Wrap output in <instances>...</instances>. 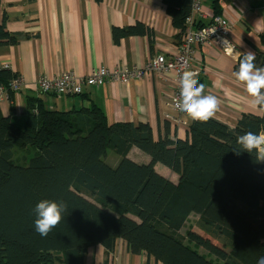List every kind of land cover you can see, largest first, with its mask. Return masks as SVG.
<instances>
[{
  "label": "trees",
  "instance_id": "trees-1",
  "mask_svg": "<svg viewBox=\"0 0 264 264\" xmlns=\"http://www.w3.org/2000/svg\"><path fill=\"white\" fill-rule=\"evenodd\" d=\"M163 3L180 42L193 0ZM154 33L142 22L113 28L116 42ZM17 41L3 19L0 46ZM255 56L264 67V51ZM17 76L0 67L12 111L10 83ZM27 105L22 125L0 113V264H85L89 247L101 244L111 253L118 239L163 264H257L264 256V162L255 152H235L239 135L264 132V108L260 115L243 113L235 127L193 120L182 139L168 131L156 138L147 122L110 123L95 103L63 111L34 96ZM133 147L151 161L129 158ZM14 148L34 154L20 162ZM110 149L119 156L115 165L106 161ZM157 163L179 174L178 183L161 175ZM42 200L67 208L47 237L34 225ZM192 214L199 219L183 233Z\"/></svg>",
  "mask_w": 264,
  "mask_h": 264
},
{
  "label": "crops",
  "instance_id": "crops-1",
  "mask_svg": "<svg viewBox=\"0 0 264 264\" xmlns=\"http://www.w3.org/2000/svg\"><path fill=\"white\" fill-rule=\"evenodd\" d=\"M201 1L204 14L195 17L197 25L208 24L218 12L231 23L235 51H264V0ZM3 19L18 41L0 46V67L9 68L24 81L23 89L15 93L14 111L7 96L0 100L3 116H10L13 122L18 119L22 125L28 116L27 99L35 96L47 107L63 111L95 103L110 123L147 122L156 138L165 136L166 131L171 138L187 137L193 120L171 107L173 87L155 73L127 84L86 86L76 96H50L37 86L39 76L54 77L67 70L85 76L99 66L111 70L118 66L141 68L156 54L170 51L177 44L179 29L173 25L163 0H0V23ZM138 22L151 27L154 37L130 35L115 41L114 27L125 28ZM195 58L203 67L197 77L204 85L203 95H212L219 101L214 118L235 127L243 113L262 114V108L250 106L244 85L235 80L237 61L232 56L218 46L201 45L196 48ZM168 76L172 78L174 74ZM128 156L137 163L151 161L137 147ZM155 168L178 183L179 174L169 167L157 163ZM193 217L199 219L197 214ZM114 256L120 264H163L145 251L132 253L124 239L117 240L111 253L101 244L89 247L85 264H111Z\"/></svg>",
  "mask_w": 264,
  "mask_h": 264
},
{
  "label": "built area",
  "instance_id": "built-area-1",
  "mask_svg": "<svg viewBox=\"0 0 264 264\" xmlns=\"http://www.w3.org/2000/svg\"><path fill=\"white\" fill-rule=\"evenodd\" d=\"M203 14L202 1L193 0L191 14L186 19V30L182 40L177 41V44L170 51L153 56L141 68L118 66L111 70L105 66H99L91 68L85 76H78L74 71L67 70L54 77L39 76L37 86L42 93L50 96H76L82 94L86 86L102 87L114 82L127 84L132 80L141 79L155 73L172 85L173 91L169 104L179 111L176 101L180 96L182 73L192 70L197 72L199 76L203 72L201 63L195 58L196 48L201 45H215L221 48L224 54L231 56L223 48V39H227L235 47L232 40L231 23L222 15L213 14L208 24L199 27L195 22V17ZM170 73L174 74L172 78L168 76ZM23 86L24 81L20 75L10 83V88L15 93L20 92ZM6 96L5 87L0 86V100ZM111 264H120L119 259L114 256Z\"/></svg>",
  "mask_w": 264,
  "mask_h": 264
},
{
  "label": "clouds",
  "instance_id": "clouds-1",
  "mask_svg": "<svg viewBox=\"0 0 264 264\" xmlns=\"http://www.w3.org/2000/svg\"><path fill=\"white\" fill-rule=\"evenodd\" d=\"M222 43L224 50L238 62V70L233 75L237 82L244 85L250 97V106L264 108V67L256 66L254 63L256 56L251 51L245 53L235 51V47L227 39H223ZM197 77L198 73L192 70L182 73L180 96L176 106L192 120L206 123L214 118L219 109V101L212 95H203L204 85L199 83ZM237 143L240 146V150L235 151L237 155L242 151L255 152L256 159L264 162V132H246L238 136ZM66 210L63 202L40 201L34 209L35 231L41 237H47L64 219L63 213ZM257 264H264V256L258 259Z\"/></svg>",
  "mask_w": 264,
  "mask_h": 264
},
{
  "label": "rangeland",
  "instance_id": "rangeland-1",
  "mask_svg": "<svg viewBox=\"0 0 264 264\" xmlns=\"http://www.w3.org/2000/svg\"><path fill=\"white\" fill-rule=\"evenodd\" d=\"M15 122L18 123L19 120L16 119ZM13 152L15 159L20 162L28 161V159L34 154V150L32 148L31 149L14 148ZM117 159H119V156L116 155V153L112 149L108 150L106 161L111 165H115ZM194 215L195 214L189 216L187 224L185 225V228L182 230L183 233L186 232L189 227L197 223V220L193 217Z\"/></svg>",
  "mask_w": 264,
  "mask_h": 264
}]
</instances>
